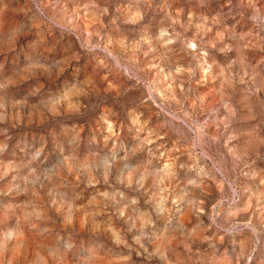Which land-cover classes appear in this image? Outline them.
I'll return each mask as SVG.
<instances>
[{
  "label": "rangeland",
  "instance_id": "1",
  "mask_svg": "<svg viewBox=\"0 0 264 264\" xmlns=\"http://www.w3.org/2000/svg\"><path fill=\"white\" fill-rule=\"evenodd\" d=\"M0 264H264V0H0Z\"/></svg>",
  "mask_w": 264,
  "mask_h": 264
}]
</instances>
